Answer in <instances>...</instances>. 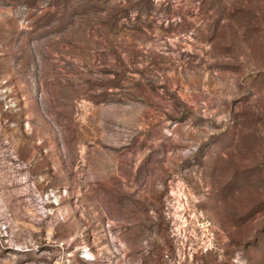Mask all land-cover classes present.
Here are the masks:
<instances>
[{
    "label": "rangeland",
    "instance_id": "374dc122",
    "mask_svg": "<svg viewBox=\"0 0 264 264\" xmlns=\"http://www.w3.org/2000/svg\"><path fill=\"white\" fill-rule=\"evenodd\" d=\"M0 264H264V0H0Z\"/></svg>",
    "mask_w": 264,
    "mask_h": 264
}]
</instances>
